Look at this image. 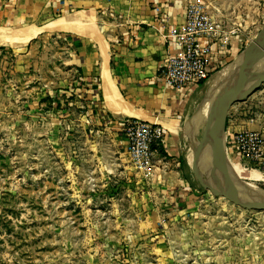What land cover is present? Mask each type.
<instances>
[{
    "label": "rangeland",
    "instance_id": "obj_1",
    "mask_svg": "<svg viewBox=\"0 0 264 264\" xmlns=\"http://www.w3.org/2000/svg\"><path fill=\"white\" fill-rule=\"evenodd\" d=\"M208 1L245 20L240 55L264 28V0ZM72 56L57 32L0 42V264H264V211L217 195L187 163L191 198L158 184L156 167L136 170L122 132L92 111ZM229 130L264 142V74L230 109ZM233 178L264 198V180Z\"/></svg>",
    "mask_w": 264,
    "mask_h": 264
},
{
    "label": "crops",
    "instance_id": "obj_2",
    "mask_svg": "<svg viewBox=\"0 0 264 264\" xmlns=\"http://www.w3.org/2000/svg\"><path fill=\"white\" fill-rule=\"evenodd\" d=\"M203 1L214 17L225 20L232 30L237 29L232 34V45L225 63L219 68L226 65L228 68L236 63L233 71L229 72L231 75L239 66L240 57L245 50L238 55L242 47L238 43L240 39H244L242 23L245 20H229L211 1ZM187 2L188 0H0V27L30 23L42 26L75 12L82 13L84 19L90 18V34L71 29L44 30L30 42L47 32H57L63 36L67 41V51L74 54L72 61L75 68L85 81L83 89L87 90L93 100L92 111H96L97 118H101L105 124L117 128L122 134L123 123L129 119L162 124L167 135L164 143L156 146V168L160 173L158 184L171 181L191 198L194 195L188 194L189 182L182 174L186 163L193 169L192 173L196 174L194 163L192 166L188 163L194 146L191 134L195 131L198 136L197 125L194 127L190 119L196 109L188 113V95L163 87L156 80L160 60L166 52L164 35L171 27L184 22ZM155 7H159L167 15L164 23L160 20L161 13ZM202 120H198V123ZM169 122L173 123V129L167 126ZM189 128L186 134V129Z\"/></svg>",
    "mask_w": 264,
    "mask_h": 264
},
{
    "label": "built area",
    "instance_id": "obj_3",
    "mask_svg": "<svg viewBox=\"0 0 264 264\" xmlns=\"http://www.w3.org/2000/svg\"><path fill=\"white\" fill-rule=\"evenodd\" d=\"M155 9L164 23L167 15L159 7ZM236 31L225 20L214 17L203 0H188L184 22L164 35L166 52L159 63L157 83L185 95L202 89L225 63ZM122 131L133 167L146 177L151 176L156 167V146L164 143L166 128L151 121L129 119L123 123ZM224 142L230 162L248 169L260 168L264 174L262 136L255 131L229 130Z\"/></svg>",
    "mask_w": 264,
    "mask_h": 264
},
{
    "label": "water",
    "instance_id": "obj_4",
    "mask_svg": "<svg viewBox=\"0 0 264 264\" xmlns=\"http://www.w3.org/2000/svg\"><path fill=\"white\" fill-rule=\"evenodd\" d=\"M240 58V64L234 74L216 86V90L220 88L222 90L214 95L213 102L215 99L217 102V97L223 90H226L227 93L218 109L212 107L209 111V113L214 112V119L205 124L204 133L201 137L197 136L195 131L191 134L194 141V170L198 169L197 175L201 181L204 184L206 181L205 185L217 195L243 209L264 211V198L249 193V190L243 192L235 184L230 162L223 150L225 123L230 109L242 98L243 93L249 89L251 82L264 74V29L245 48ZM213 94L215 93L210 92L206 95L191 116L190 119L194 127L198 120L202 119L200 111L204 101H207ZM245 183L246 187L251 188L247 182Z\"/></svg>",
    "mask_w": 264,
    "mask_h": 264
},
{
    "label": "bare ground",
    "instance_id": "obj_5",
    "mask_svg": "<svg viewBox=\"0 0 264 264\" xmlns=\"http://www.w3.org/2000/svg\"><path fill=\"white\" fill-rule=\"evenodd\" d=\"M89 21H90V18L84 19V15L82 13L75 12L74 14H70V15H67L66 17L58 18V19H56V20H54L48 24L42 25V26H38L34 23L16 25V26H12V27H7V26L4 27L3 26V27H0V42L5 43V44L6 43H10V44L28 43V42H30V40L35 38L39 34V32L44 31V30L71 29L74 31L85 32V33L90 34L91 32L88 29V22ZM235 64L236 63L230 65L228 68L224 69L220 73L212 75L211 78H209L207 80V82L205 83L203 88L198 90L195 94V97L192 99L193 101L191 102V108L188 111V113L191 110H193L196 106L199 105L200 101L203 100L202 96H204L205 94H209L210 92L215 93L209 99H207V101L205 100L204 104L201 107L200 114H201V117H202L204 122L201 124H198V122L196 123L197 126L199 125L198 136H200V137L204 133L203 126L205 124V119L207 120L206 123H209L214 119V112H211L208 114V111L212 105V100L215 97L214 95H216L218 92H220L222 90V88H220L219 90H216V86H218V84L220 82L225 81L226 79H228L231 76V75H229L230 74L229 72L233 71ZM261 78H262V75L256 77L251 82L249 89L257 86V84L261 80ZM108 82H109V80H108ZM110 84H112V83H110ZM181 123L183 124L184 121ZM167 126H169L171 129H173L174 125H173V123L169 122V124ZM180 127H181L180 129L182 130V126H180ZM193 159H194L193 153L190 152L188 163L191 166L194 163ZM230 165H231L232 175L235 176V178H237L239 180L252 181L253 183L256 181L264 180V175L258 170L247 169V168L243 167L242 165L239 166L234 161L231 162Z\"/></svg>",
    "mask_w": 264,
    "mask_h": 264
}]
</instances>
